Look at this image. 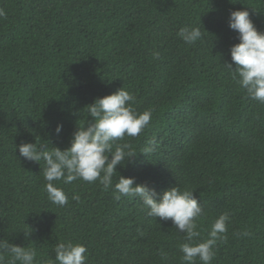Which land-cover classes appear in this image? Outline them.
Returning a JSON list of instances; mask_svg holds the SVG:
<instances>
[{
	"label": "trees",
	"instance_id": "obj_1",
	"mask_svg": "<svg viewBox=\"0 0 264 264\" xmlns=\"http://www.w3.org/2000/svg\"><path fill=\"white\" fill-rule=\"evenodd\" d=\"M0 8V239L35 249L34 264H53L55 246L69 241L86 246V264H185V234L171 220L148 216L138 198L115 199L120 174L160 194L193 191L203 205L195 243L227 213L210 264H264V103L226 66L239 43L230 13L247 9L264 32V0H0ZM186 25L201 40L185 44ZM121 87L137 112L152 110L143 133L113 142V152L131 145L134 164L118 165L107 190L98 180L54 181L68 202L52 203L44 161L16 146L68 148L92 119L87 106ZM11 261L0 254V264Z\"/></svg>",
	"mask_w": 264,
	"mask_h": 264
},
{
	"label": "clouds",
	"instance_id": "obj_2",
	"mask_svg": "<svg viewBox=\"0 0 264 264\" xmlns=\"http://www.w3.org/2000/svg\"><path fill=\"white\" fill-rule=\"evenodd\" d=\"M6 13L0 8V17ZM228 26L238 33L239 43L230 48L232 63L226 66L233 71L237 83L246 90L249 98L264 103V32L259 31L250 18L247 9L235 10L229 15ZM178 36L185 44L192 45L201 40L202 32L199 27L186 25L182 27ZM154 59H160L158 51L153 52ZM233 64L235 67H233ZM135 97L123 87L112 94L96 98L88 105L89 120L84 126H76L70 146L66 149L53 147L48 149L44 143H22L16 147L21 157L28 161H44L43 176L47 198L58 206H64L68 197L62 188L57 187L54 181H63L70 184L77 179L88 183L96 182L105 190L113 187V177L117 166L124 167L133 163L136 156L127 142L117 144L113 152V142L123 140L125 136L137 137L148 127L152 117V110L142 113L133 107ZM63 125L57 124V135ZM154 150V145L146 147L143 154ZM111 157V158H110ZM103 173V175H102ZM119 200L121 196L138 198L148 209L147 215L159 217L163 221L171 220L175 228L185 234L187 242L180 245L182 262L195 264L198 258L203 264H210L215 257L214 246L217 241L224 239L230 216L227 213L219 215L211 226L208 239L195 243L200 236L197 219L203 215V205L197 201L193 191L181 190L173 186L157 193L147 184H137L134 177H124L119 174L118 182L114 185ZM78 199V198H77ZM243 236L250 235L247 231ZM53 264H86L88 259L86 246L79 243H58L54 249ZM10 253L11 264H34L35 249H25L0 239V254ZM162 256L167 253L161 252Z\"/></svg>",
	"mask_w": 264,
	"mask_h": 264
}]
</instances>
